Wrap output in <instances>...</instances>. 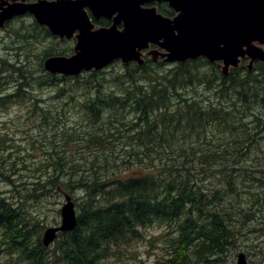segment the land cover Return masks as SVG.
<instances>
[{"label": "trees", "instance_id": "16d2710c", "mask_svg": "<svg viewBox=\"0 0 264 264\" xmlns=\"http://www.w3.org/2000/svg\"><path fill=\"white\" fill-rule=\"evenodd\" d=\"M29 26L14 32L18 41L52 36L35 20ZM21 48L0 54V109L29 105L28 122L41 129L33 138L43 151L35 166L45 168L37 183L46 193H83L84 202L76 229L45 247L23 193L14 200L0 193V264H104L152 230L164 254L151 264H224L243 231L264 222L252 210L264 207V152L251 155L264 140V64L224 77L203 59L167 69L147 59L113 80L105 71L66 78L47 74L43 63L71 50L47 47L41 59L35 54L42 63L33 69L11 54ZM43 89L53 90L51 108L37 95ZM68 108L78 110L80 123H72ZM3 142L0 177L15 186L3 172L17 174ZM247 195L251 207L244 210Z\"/></svg>", "mask_w": 264, "mask_h": 264}, {"label": "water", "instance_id": "95a60500", "mask_svg": "<svg viewBox=\"0 0 264 264\" xmlns=\"http://www.w3.org/2000/svg\"><path fill=\"white\" fill-rule=\"evenodd\" d=\"M0 0V30L15 18L31 15L38 25L61 40H76L74 55L53 56L43 63L51 75L77 77L100 72L115 62L145 65L206 59L228 77L248 61V72L264 64V0ZM166 1L174 19L145 8L149 2ZM113 18L112 27L95 29L92 18ZM123 24V30L118 25ZM151 45L157 46L151 50ZM147 51V52H146ZM73 198L66 194L61 225L45 231L43 244L50 247L60 234L77 227ZM237 264H248L240 254Z\"/></svg>", "mask_w": 264, "mask_h": 264}, {"label": "rangeland", "instance_id": "374dc122", "mask_svg": "<svg viewBox=\"0 0 264 264\" xmlns=\"http://www.w3.org/2000/svg\"><path fill=\"white\" fill-rule=\"evenodd\" d=\"M33 20L34 19L32 17L28 18L27 21H25L24 18L23 20H20L23 22L22 24L13 23L14 28L12 30L7 28L0 30V54L3 55L2 57H4V55H9L5 49L9 46H12L13 44L14 47L17 48L23 47L20 51H13L11 54L15 56L14 54L16 53L15 57L18 58V62H29L31 67H33V69H36L40 68L39 65L40 63H42L40 60L42 56L41 51L45 50L47 47H53L57 51L62 50L67 52L71 50V54H69V56L67 57L74 55V40H60L57 37L51 36L49 39H46V41L42 40V43L40 42V40L38 42H35L34 40L36 39L32 38L28 40L18 41V39L15 38L16 36L14 32L16 30L27 29L28 27H30L29 25L33 23ZM19 24L21 25L19 26ZM23 24H26V26H23ZM27 54L30 55V58L28 60L26 59ZM35 54L39 55L38 57H40V59L35 57ZM247 64L248 62L244 63L243 66L246 67ZM124 67L125 66L118 62L112 66H109L103 71H105L104 74L107 78L112 79L113 77L114 79L116 75L123 70ZM203 67H206L205 69L208 68V66L206 65H203ZM165 68L167 69L169 68V66ZM5 75L6 74L0 75L2 81H4ZM112 80H110L108 85L112 86V84H114ZM80 93L77 92L78 95H81ZM37 95L39 97H42L40 99H43L45 101L44 104L46 107L51 108L50 106L53 101L51 99L54 96L53 90L51 91L49 89H43L40 90ZM68 109L70 112L68 117L70 118L72 123L74 125L80 123L79 115L76 114L78 110H74L73 108L71 110L70 108ZM33 117L34 115L31 113L29 105L20 101H16L7 109H0V137H3L4 140V142L1 143V151H4L3 153L5 154V157L8 158L10 156V162H14V164L17 165L15 166L17 168V174L14 173V169H10L9 167H7L3 171L5 172V174L10 175L12 180L15 181V186L0 177V193L3 194V196L6 198H11L10 200H14L15 197L19 196V193H23L24 197L26 198L24 202L27 205L28 212L31 213L39 221H41L42 227L39 229V232L45 233L47 229L52 227H59L61 225V209L64 205L65 194L69 193H58L55 190L51 192L48 191L46 193L45 190H42V186L37 183L39 181V178L35 179L38 175L44 173L43 171L45 168L40 172L39 166H35V163L38 161V157L40 156V154H42L43 151L40 149V143H36V141L33 140V138L39 137L37 135L41 133V129L34 128L31 125V122H28V119H31ZM7 138L11 141L5 142ZM12 146H14V149H11ZM16 147H18V151L16 150ZM261 152H264V140H262V143H255L251 155L253 158L259 157V153ZM261 156L263 155L261 154ZM21 159L23 160L21 161ZM22 162L29 166L28 169L24 168V170L19 171L18 169H22L23 167L22 165H20L22 164ZM69 195L72 196L73 201L76 205V210L77 212H79L80 205L84 202V194H80L78 192L77 194ZM245 197L247 198L245 199L242 208L244 210H249L251 207V198H248V195ZM253 209L257 210V215L264 214V207L259 208V206L253 205L252 210ZM261 219L263 218H259L248 229L246 228L243 231V236H240L237 239V243L235 242L234 247L231 248L224 264H237L238 256L240 254H245L247 256L248 264H264V222H262ZM159 238L160 237L157 230H152L147 233L146 241L141 243H134L132 247L128 249L129 251L126 252V255L124 256L112 254V256H110V258L106 260L104 264H137L139 261L146 264H151L158 257L164 254V249L160 244ZM151 241H153V243Z\"/></svg>", "mask_w": 264, "mask_h": 264}, {"label": "flooded vegetation", "instance_id": "af4514ba", "mask_svg": "<svg viewBox=\"0 0 264 264\" xmlns=\"http://www.w3.org/2000/svg\"><path fill=\"white\" fill-rule=\"evenodd\" d=\"M144 7L145 8H148V9L149 8H156L158 14H160L163 17L168 18V19H174L175 16L177 15L176 12H175V10L166 1H162V2H155V1L154 2H149ZM90 16H91L92 22H93V24L95 26V29L94 30H97L99 28H106V29H108V28L112 27V25L114 24V19L113 18L108 19V18L102 17L100 19H96V18H94V16L92 15L91 12H90ZM117 28L120 31L123 30V28H124L123 27V24L118 25ZM156 48H157V46H154V45L151 46V50L152 49H156ZM145 59L151 60V58L149 56H146ZM159 62H161L164 65H167L166 63H164L162 61L161 58H159L158 61L157 62H154V63H159ZM131 64H135V63H131Z\"/></svg>", "mask_w": 264, "mask_h": 264}]
</instances>
